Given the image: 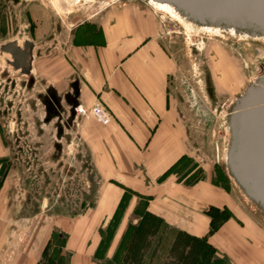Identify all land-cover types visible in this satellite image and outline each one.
<instances>
[{
  "label": "crops",
  "instance_id": "1",
  "mask_svg": "<svg viewBox=\"0 0 264 264\" xmlns=\"http://www.w3.org/2000/svg\"><path fill=\"white\" fill-rule=\"evenodd\" d=\"M166 40L163 18L151 4L117 0L78 25L53 57L38 60L34 49L32 75L44 77L60 97L72 96L74 107L90 109L99 101L112 113L111 124L102 126L74 112L75 133L103 186L96 208L85 207L79 217L62 222L31 214L27 190L15 175L6 177L0 187V264H38L62 230L68 264H107L93 259L99 231L127 190L148 198L151 213L200 238L209 232L207 211L228 207L235 219L209 237V244L231 264H264L263 227L237 217L232 191L213 185L214 172L204 171L193 186L178 181L177 174L160 181L191 154L189 129L174 95L178 64Z\"/></svg>",
  "mask_w": 264,
  "mask_h": 264
},
{
  "label": "rangeland",
  "instance_id": "2",
  "mask_svg": "<svg viewBox=\"0 0 264 264\" xmlns=\"http://www.w3.org/2000/svg\"><path fill=\"white\" fill-rule=\"evenodd\" d=\"M115 1L0 0V187L6 177L15 175L28 192L31 214L42 212L62 222L79 217L85 207H97L103 181L75 131L64 128L60 139L57 120L45 122L47 111L40 97L50 87L47 80L15 69L9 63L11 56L1 47L11 41L22 44L30 40L36 45V59L51 58L68 44L78 25ZM151 5L163 18L166 47L178 64L175 101L190 134V158L177 171L178 178L188 171L192 183L210 170L215 178L222 173L230 179L225 164L230 137L227 120L237 98L264 73V39L201 29L166 7ZM62 105L68 111L67 103ZM83 118L93 120L91 116ZM220 184L224 185L222 179ZM230 184L237 217L245 224L255 221L264 229V215L232 179ZM127 197L100 234L97 257L102 260L113 259L134 218V209L130 211L133 203L138 201L144 208L143 201L130 194ZM60 235L66 237L63 230ZM64 246L63 241L51 247L49 256L56 257L58 264L68 263Z\"/></svg>",
  "mask_w": 264,
  "mask_h": 264
},
{
  "label": "water",
  "instance_id": "3",
  "mask_svg": "<svg viewBox=\"0 0 264 264\" xmlns=\"http://www.w3.org/2000/svg\"><path fill=\"white\" fill-rule=\"evenodd\" d=\"M171 7L201 29L264 39V0H133ZM19 62L11 65L31 75L29 54L14 44L1 47ZM264 65V62H263ZM226 169L245 198L264 215V73L237 98L227 120Z\"/></svg>",
  "mask_w": 264,
  "mask_h": 264
},
{
  "label": "trees",
  "instance_id": "4",
  "mask_svg": "<svg viewBox=\"0 0 264 264\" xmlns=\"http://www.w3.org/2000/svg\"><path fill=\"white\" fill-rule=\"evenodd\" d=\"M183 165L180 166V161L176 163L160 178V181L170 174H177V171H179V168L182 169ZM177 175L179 176V174ZM217 176L216 178L214 176L212 180L213 185L227 193L231 192L230 179L222 173L217 174ZM203 177L204 173L200 179L190 183V174L187 171L186 176H180L178 181L184 182L187 186H193L200 182ZM221 179L224 185L220 184ZM129 194L136 196L132 191L127 190L121 198L118 210L125 203ZM136 197L139 201H143L144 208H142L140 203H137L135 206L133 211L134 218L127 225L113 259L106 261L98 258L97 249L93 256L95 261L107 264H231L227 257L222 256L208 242V238L213 236L225 222L235 219L234 213L228 207H224L223 209L211 207L207 211L206 215L210 219L209 232L205 237L200 238L171 226L163 218L151 213L148 210V198L143 196ZM102 231L103 229L100 230V234H102ZM63 241H65V238L62 235L55 234L48 244L42 260L38 264H58L56 257L53 260L49 254L55 242L61 243Z\"/></svg>",
  "mask_w": 264,
  "mask_h": 264
},
{
  "label": "flooded vegetation",
  "instance_id": "5",
  "mask_svg": "<svg viewBox=\"0 0 264 264\" xmlns=\"http://www.w3.org/2000/svg\"><path fill=\"white\" fill-rule=\"evenodd\" d=\"M7 44H14L22 51H25L29 54L28 56V68L31 66V59H32V52L35 49V44L30 40H24L22 44L19 43V41H11ZM9 63H15L19 67V62L11 57ZM31 69V68H30ZM22 71V70H21ZM24 74V72L22 71ZM42 103L44 104L46 108V119L45 122L49 123L52 119L57 120L56 121V128L58 129V137L62 139V136L64 134V128L65 129H71L75 131L76 125L74 123V112H75V99L70 96L66 95L65 97H60L58 93L52 88H47V94L40 97ZM63 100L67 103L69 106L68 111L63 108Z\"/></svg>",
  "mask_w": 264,
  "mask_h": 264
},
{
  "label": "built area",
  "instance_id": "6",
  "mask_svg": "<svg viewBox=\"0 0 264 264\" xmlns=\"http://www.w3.org/2000/svg\"><path fill=\"white\" fill-rule=\"evenodd\" d=\"M76 115L91 116L97 123L102 126H108L113 121V115L101 102L97 101L90 109H85L78 105L75 109Z\"/></svg>",
  "mask_w": 264,
  "mask_h": 264
},
{
  "label": "bare ground",
  "instance_id": "7",
  "mask_svg": "<svg viewBox=\"0 0 264 264\" xmlns=\"http://www.w3.org/2000/svg\"><path fill=\"white\" fill-rule=\"evenodd\" d=\"M155 6H156L158 9H163L164 7H166V8H168V10H169L170 13H172L173 15H176L175 11H174L171 7H169V6L162 5V4H160V5H156V4H155Z\"/></svg>",
  "mask_w": 264,
  "mask_h": 264
}]
</instances>
